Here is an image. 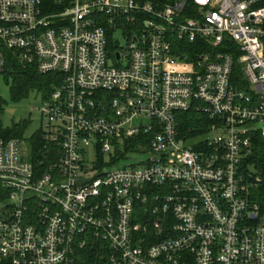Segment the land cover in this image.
<instances>
[{"label": "built area", "instance_id": "2783aa9c", "mask_svg": "<svg viewBox=\"0 0 264 264\" xmlns=\"http://www.w3.org/2000/svg\"><path fill=\"white\" fill-rule=\"evenodd\" d=\"M190 1L0 0V73L11 51L62 75L41 156L0 137V260L76 264L93 237L107 264H264L241 172L264 137V0Z\"/></svg>", "mask_w": 264, "mask_h": 264}, {"label": "trees", "instance_id": "16d2710c", "mask_svg": "<svg viewBox=\"0 0 264 264\" xmlns=\"http://www.w3.org/2000/svg\"><path fill=\"white\" fill-rule=\"evenodd\" d=\"M159 2L161 5L172 0H151ZM193 4L187 0L188 10L192 9ZM191 9L189 13H191ZM4 82L9 86L12 97L19 99V97L27 95L30 92H36L41 96L47 97L50 92L57 86L61 80L62 75L57 72H49L42 74L38 72L35 64H23L15 54L11 51L5 52V65L3 71L0 73ZM4 100L0 96V117L3 109ZM199 118L195 113H184L180 115L179 126L182 132L187 131L188 128L196 127L199 123ZM194 133V131L190 130ZM23 133L22 128L14 125L12 128L4 127L0 118V137L4 139L21 137ZM40 132H37L29 147L30 159L35 160L41 156L43 149V142L40 141ZM241 172L243 170L257 175L261 178L258 184L249 186L250 198L256 201L261 210L264 211V137L261 135H254L252 141V151L248 154L241 163ZM107 245L95 238H88L85 245L77 251L76 264H107ZM0 264H10L7 260H0Z\"/></svg>", "mask_w": 264, "mask_h": 264}, {"label": "rangeland", "instance_id": "374dc122", "mask_svg": "<svg viewBox=\"0 0 264 264\" xmlns=\"http://www.w3.org/2000/svg\"><path fill=\"white\" fill-rule=\"evenodd\" d=\"M117 38L120 45L125 43L119 35H117ZM108 53L111 61L114 60L111 48L108 49ZM0 96L4 100L0 117L3 126L12 128L16 125L22 128V136L18 137L21 141V149L28 148L33 136L41 131V115L35 109L41 102V94L32 91L27 95L19 97V99H14L9 86L0 75ZM135 155L137 156V154H132V156ZM87 159L92 162L96 161L94 154H90ZM93 173H96V171L90 172V175Z\"/></svg>", "mask_w": 264, "mask_h": 264}, {"label": "water", "instance_id": "95a60500", "mask_svg": "<svg viewBox=\"0 0 264 264\" xmlns=\"http://www.w3.org/2000/svg\"><path fill=\"white\" fill-rule=\"evenodd\" d=\"M118 56V54H116V57Z\"/></svg>", "mask_w": 264, "mask_h": 264}]
</instances>
